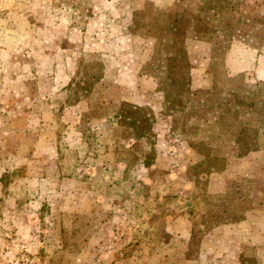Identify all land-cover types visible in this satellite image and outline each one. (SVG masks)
Wrapping results in <instances>:
<instances>
[{
    "label": "rangeland",
    "instance_id": "obj_1",
    "mask_svg": "<svg viewBox=\"0 0 264 264\" xmlns=\"http://www.w3.org/2000/svg\"><path fill=\"white\" fill-rule=\"evenodd\" d=\"M0 264H264V0H0Z\"/></svg>",
    "mask_w": 264,
    "mask_h": 264
}]
</instances>
